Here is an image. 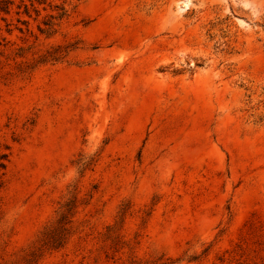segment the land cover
I'll use <instances>...</instances> for the list:
<instances>
[{
    "label": "rangeland",
    "instance_id": "obj_1",
    "mask_svg": "<svg viewBox=\"0 0 264 264\" xmlns=\"http://www.w3.org/2000/svg\"><path fill=\"white\" fill-rule=\"evenodd\" d=\"M0 264H264V0H0Z\"/></svg>",
    "mask_w": 264,
    "mask_h": 264
},
{
    "label": "trees",
    "instance_id": "obj_2",
    "mask_svg": "<svg viewBox=\"0 0 264 264\" xmlns=\"http://www.w3.org/2000/svg\"><path fill=\"white\" fill-rule=\"evenodd\" d=\"M2 157H0V168H3V164L1 163ZM2 186V182L0 181V187ZM66 217L62 216L57 224L54 227H50L42 234L41 244L39 247L33 251L29 255L27 259H25L26 264H29L33 261V259L39 256V253L44 252L45 250L55 249L61 245L64 239V235L66 232ZM18 264V263H12Z\"/></svg>",
    "mask_w": 264,
    "mask_h": 264
}]
</instances>
